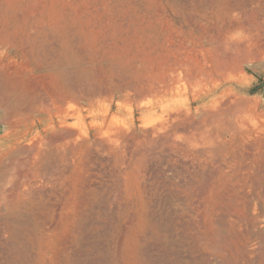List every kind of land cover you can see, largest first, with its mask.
Segmentation results:
<instances>
[{"label": "rangeland", "instance_id": "rangeland-1", "mask_svg": "<svg viewBox=\"0 0 264 264\" xmlns=\"http://www.w3.org/2000/svg\"><path fill=\"white\" fill-rule=\"evenodd\" d=\"M263 81L264 0H0V264H264Z\"/></svg>", "mask_w": 264, "mask_h": 264}, {"label": "bare ground", "instance_id": "bare-ground-1", "mask_svg": "<svg viewBox=\"0 0 264 264\" xmlns=\"http://www.w3.org/2000/svg\"><path fill=\"white\" fill-rule=\"evenodd\" d=\"M256 40H257V39H256ZM256 40H255V41H256ZM261 41H262V40H261ZM251 42H252V41H251ZM257 43H258V41H257ZM238 44H239V43H238ZM244 45H245V44H244ZM262 48H263V47H262ZM262 48H261V49H262ZM40 49H41V48H40ZM262 50H263V49H262ZM33 107H34V106H33ZM243 190H244V189H243ZM256 192H257V191H256ZM248 194H249V193H248ZM253 194H254V193H253ZM256 206H257V204H256ZM258 210H259V209H258ZM259 233H260V231H259ZM257 235H259V234H257Z\"/></svg>", "mask_w": 264, "mask_h": 264}, {"label": "water", "instance_id": "water-1", "mask_svg": "<svg viewBox=\"0 0 264 264\" xmlns=\"http://www.w3.org/2000/svg\"><path fill=\"white\" fill-rule=\"evenodd\" d=\"M261 85H264V81H263V82H261ZM0 130H1V127H0Z\"/></svg>", "mask_w": 264, "mask_h": 264}]
</instances>
